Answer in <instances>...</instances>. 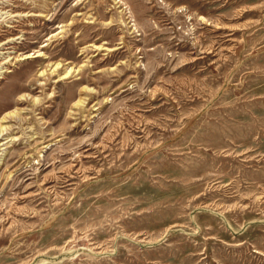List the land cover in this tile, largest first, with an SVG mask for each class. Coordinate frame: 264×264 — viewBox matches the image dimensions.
Masks as SVG:
<instances>
[{"label":"rangeland","instance_id":"374dc122","mask_svg":"<svg viewBox=\"0 0 264 264\" xmlns=\"http://www.w3.org/2000/svg\"><path fill=\"white\" fill-rule=\"evenodd\" d=\"M14 109L0 264H264V0H0Z\"/></svg>","mask_w":264,"mask_h":264},{"label":"bare ground","instance_id":"6f19581e","mask_svg":"<svg viewBox=\"0 0 264 264\" xmlns=\"http://www.w3.org/2000/svg\"><path fill=\"white\" fill-rule=\"evenodd\" d=\"M23 15H25V14H23ZM30 15H32V14H30ZM97 47L100 48L101 45H99V46H97ZM59 65H60V62H57L56 65H55V67H54V69L58 68ZM72 69H73V66H72V67H69V68H66V69H65V72L63 73L64 77H65L66 75H68V74L71 75V72L73 71ZM83 103H84V98H79L78 100L75 101L74 104H75V105H81V104H83ZM18 113H19V111L16 110V109H14V110H12V111H7V112L5 113V115L1 118V120H0V134H2V136L0 135V146L4 147L5 144H7V143L10 142V141H11V143H12V141H14V140L16 139V137H10V136H6L5 138L3 137L4 135L7 134V130H8V128H9V125L4 124V122H6L7 118H9V117H11V116H15V115L18 114ZM5 131H6V132H5ZM3 139L6 140V141H4ZM0 155H1V153H0ZM2 155H3V154H2Z\"/></svg>","mask_w":264,"mask_h":264}]
</instances>
